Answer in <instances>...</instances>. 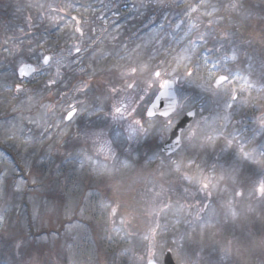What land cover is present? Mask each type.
<instances>
[{
    "label": "snow or ice",
    "instance_id": "obj_1",
    "mask_svg": "<svg viewBox=\"0 0 264 264\" xmlns=\"http://www.w3.org/2000/svg\"><path fill=\"white\" fill-rule=\"evenodd\" d=\"M34 6L43 13L37 19L60 35L36 36L29 16V31L20 28L21 36L0 44L16 57L12 82L0 87V142L26 154L23 167L0 157V233L24 257L18 264H93L95 248L81 251L77 240L94 242L87 222L97 217L109 242L135 239L144 249L133 264H212L202 258L210 252L209 242L218 246L217 264L239 253H258L264 264V227L250 248L234 247L227 237L223 244L215 239L221 219L235 222L255 212L253 202L264 205V178L247 182L241 170L251 163L264 176V7L257 16L251 0H142L140 8L150 10L148 20L158 28L157 51L165 58L152 64L150 57L122 70L118 64L101 67L95 49L91 62L85 61L94 41L87 37L85 43L88 21L71 14L79 9L56 0ZM173 7L182 9L183 16L175 23L164 15ZM96 19L107 23L102 15ZM169 27L173 34L182 33L179 52L163 39ZM242 27L251 31L244 35ZM197 81L216 98V107H223L211 124L203 115L205 107L184 88ZM61 86L65 90L47 102ZM245 109L253 113L252 126L228 131L227 124ZM220 121L226 123L215 127ZM221 137V153L233 146L234 151L209 165L201 152L214 148ZM148 140L160 148L153 156L160 161L153 180L130 162L135 145ZM69 144L71 151H63ZM54 153L63 157L59 165ZM60 175L71 181L70 187H59ZM25 196L31 207L27 230L8 231L10 213ZM241 202L246 207L238 212ZM20 211L24 213L23 206ZM45 217L58 223L63 218V239L73 243H57L55 249L46 244L59 232L44 233ZM141 218L151 221L146 231L129 230ZM33 228L39 241L29 239Z\"/></svg>",
    "mask_w": 264,
    "mask_h": 264
},
{
    "label": "rangeland",
    "instance_id": "obj_2",
    "mask_svg": "<svg viewBox=\"0 0 264 264\" xmlns=\"http://www.w3.org/2000/svg\"><path fill=\"white\" fill-rule=\"evenodd\" d=\"M122 0H99V5L96 9H94L91 12V15L93 16H104L107 20V23H103L99 20L98 24L95 25V29L93 33L90 35L89 33H86L87 36L85 38V43L88 44L89 41L87 37H91L92 43L89 44V52L84 53V59L86 62H91L90 59V54L92 49L96 50L97 53V62L101 67H110L112 64H118L121 66L122 70H126L127 66L129 65H138L141 61H147L149 60L150 57H154V59L151 60L152 64L158 63L161 59H164V56L162 52L157 51L160 48V43H159V38L157 37L156 33L158 31L157 25L155 23H152L148 20V16L146 15V9H141L137 7H129V8H122V12H127L129 13L128 15L126 14L125 21L123 22L124 25L126 26L123 27L122 25H118L119 21L122 16L116 12L118 5L121 3ZM215 2V0H213ZM181 13L173 12V11H166L164 15H167L170 20L173 21V23L178 22L180 19H183L182 16V9L180 10ZM22 12V11H20ZM19 10L16 11V17L18 19V16L22 19L27 26V18L30 16L32 18L33 25L36 22L41 23L37 18L38 14L33 16V13H27V15H24L23 13H20ZM77 12H80L77 11ZM41 13L40 15H42ZM36 19H35V18ZM25 18V19H24ZM136 20H139V26L136 25ZM141 22V23H140ZM141 24V25H140ZM137 27L135 30L134 28ZM23 28V27H21ZM28 28V27H27ZM34 28V27H33ZM106 29V31H105ZM172 27H169L168 30L163 33V39L166 41L167 45L173 49L175 52H179L180 49L184 46L182 42V33L180 31H175ZM128 34V36H126ZM134 39V40H133ZM137 45H140V48H137ZM9 59H13L14 61L16 60L15 56H9ZM169 64H171L173 67L176 66V62L173 60L172 56L167 57ZM11 61V60H9ZM11 76H12V69L10 72L5 73V74H0V87L3 86L4 82L7 81L8 83H11ZM119 77V71L117 72V78ZM74 82V81H73ZM203 81H197L191 84H185L184 88L187 90V94L190 96H193L197 101H199L204 107L205 111L203 112V115L209 118V123L211 124L213 119L218 115L223 113V107H216L215 101L216 98L212 96L210 92H206L202 87H200V84H202ZM71 83H69L70 86ZM31 87V85H29ZM259 87V85H258ZM62 90H65L63 86L60 87ZM62 90H57L55 89L54 93L51 95L52 97L56 96L57 91H62ZM255 93V92H254ZM257 93H255L256 95ZM54 101V100H53ZM49 103H52L51 101H47ZM252 113V112H251ZM257 116L259 115V112L255 113ZM241 115V114H240ZM239 116V114H238ZM254 119V117H253ZM226 122L220 121L215 127H222ZM240 123H236L235 117L232 119L231 123L227 124V129L228 131L233 127L235 130L240 127ZM252 126V125H251ZM209 133L211 134V129H208ZM131 143V142H130ZM158 142L148 140L144 146L140 145H135L137 148V151L133 152V160L130 161L133 163V167L135 171H139L142 173V175L145 177L146 180H153L158 177V172L157 169L159 167L160 162H158L156 159H153L154 153H158L160 151V148L156 147V144ZM6 149L10 152V154H14L13 156L16 157L17 159L21 158L22 156L26 155L22 152H18L17 149L11 148L8 144L3 143ZM222 146L221 149L224 148V139L221 137L219 140H217L216 145L214 148L210 147L206 152H201L205 153L203 156V160L207 164L214 163L218 157H227L230 155V151H234V146L233 148H229L225 150L222 153L218 154L219 151H217V147ZM250 145H248L249 147ZM69 147V145L67 146ZM67 147L65 149H67ZM65 149L63 151H65ZM53 156L55 157V163L58 165L59 161L63 159L60 158V155L58 153H54ZM146 156V157H144ZM123 158V157H122ZM5 161H11L8 158H4ZM20 160V159H19ZM247 163V162H246ZM242 164V174L247 181L249 176L255 175L258 173L259 166L252 164L254 167V171L244 173L243 168L245 164ZM250 164V163H249ZM264 178V176H261L259 173L258 177L254 181L257 182L260 179ZM215 195V194H214ZM11 200V199H10ZM244 203V202H242ZM239 206V205H238ZM253 208L255 209L254 213L248 214L245 216L244 221L247 218H250L249 221V226L246 231L242 232H235V234H240L241 236H237L233 233H230L227 238L230 237L231 240H233V244L235 247H239L243 245L245 248H250L251 247V237L248 235H255L258 236V229L260 226V222H264V220H257L256 217H264V205H261L259 203H255L254 205L252 204ZM246 207V205H245ZM20 206L18 205V208L10 213V218L9 222L7 225L8 231H16L19 230V228L23 227L25 230H27V224H26V218L27 215L30 214L31 208L29 207H24V213L22 214L20 211ZM254 216V218L252 217ZM63 218H61L62 221ZM238 221V218L235 222H232L231 220L226 221L228 225H235V227H242L240 224V220L238 221L237 224H235ZM58 223V222H56ZM62 223V222H59ZM134 223V225H132ZM151 223L150 220L141 218L139 223H136V221H133L131 223V226L129 225V230L131 231H136L143 234L149 224ZM135 224H140L139 228L135 230L133 226ZM233 225V226H234ZM47 222L44 218V227L43 231L46 232V230L50 231V227L47 228ZM261 227V226H260ZM264 227V225H263ZM243 228V227H242ZM219 231V228H218ZM32 233L36 234L37 229L33 228ZM37 235V234H36ZM64 235V234H63ZM4 238L6 241L8 239L7 235H4ZM62 237L56 236L52 239L51 242L45 241L46 244H48L50 247L55 249L57 247V243L59 245L63 246L65 244L71 245L73 240L71 238L67 239L66 241L61 240ZM40 238L35 239V237L32 236L31 240H36L38 241ZM98 241L100 244L102 240V236L97 237ZM94 241V239L92 238ZM54 241V242H53ZM86 242V241H85ZM95 242V241H94ZM94 242H88V244H95ZM107 243H123L122 248L124 249H134L131 253L126 252L124 255L118 254V257L115 259L116 264H133L135 256L143 255L144 254V249L136 245V240L133 239L132 241L128 240H119L117 242H109L107 239ZM9 247L6 250H3V248L0 246V254H2L3 258L5 255H8V251L14 252L15 257L18 262L22 261L24 257L17 253L14 250L13 242L9 241ZM146 243V242H145ZM210 248V246H208ZM218 246H213V249L210 248V252H207V257L206 254H202V258L206 261H211L212 264H217V262L220 259V256L217 251ZM88 247L82 248L81 251L84 249H87ZM121 250V249H120ZM121 251V252H122ZM207 251V250H206ZM65 252H67V248H65ZM109 252V251H107ZM106 252V255H104V252L100 254L98 264H113V260L110 259V255ZM93 257V264H97V259ZM233 258V260H232ZM230 260H225L223 264H260V258L257 254H244V253H239L236 256L232 257ZM55 259V257H54ZM61 261L64 259V254L61 255L60 257ZM8 263L11 262V258H7ZM232 261V262H231ZM17 262V264H18Z\"/></svg>",
    "mask_w": 264,
    "mask_h": 264
},
{
    "label": "trees",
    "instance_id": "obj_3",
    "mask_svg": "<svg viewBox=\"0 0 264 264\" xmlns=\"http://www.w3.org/2000/svg\"><path fill=\"white\" fill-rule=\"evenodd\" d=\"M46 2H52V0H0V44H2L3 41L7 40L10 37L21 36V32H20L21 27H23L25 29V31H29V29L27 28V26L25 24H23L24 22L22 21V19L19 16L17 19L16 11H18V10H19V12L22 11L20 13H23L24 15H27V13H33V16L37 15V14H38V16H40V14L42 13L41 10L36 8L34 5H36L37 3H46ZM56 2L57 3H65V4L70 3L76 9H79L80 12L72 11L71 14L73 16H83L84 19H86L88 21V25L85 26V32L89 33L90 35L93 33V31L95 29V25L98 24V21L96 19V16L91 15V12L98 7L99 0H56ZM141 2H142V0H122L121 3L118 5L117 10H116V12L122 16V18L120 20H118L119 21L118 25H122L123 22L125 21V18H126V16L123 14L124 12H122L121 9L124 7H131V6H135L139 9ZM171 2H174V0H171ZM251 2L257 6V16H259L260 13H259L258 9L260 7H264V3H262V0H251ZM180 10H181L180 8L173 7L167 11H173V12H177L179 14V13H181ZM149 13H150V10L146 9L145 16L149 15ZM157 15L159 16V14H157ZM251 23L253 24V26H257L259 24V21L257 19H254ZM35 25H39V27H36ZM136 25L139 26V20H136ZM122 26L125 27L126 25L123 24ZM45 27L48 28V31H45ZM89 27H91L93 29V31H89ZM136 28L137 27H135L134 30ZM126 30H128L127 26H126ZM250 31H251L250 28H245V27L241 28V33L244 35H247L248 32H250ZM31 32L34 33L36 36L43 35L45 38H49V39H53L56 36L60 35V33L56 32L52 26H48L46 23H39V22H36L34 24V28L31 29ZM126 36H128V34ZM11 46H12V42H11V40H9V47H11ZM161 56H163V55H161ZM9 60H11V61H9ZM13 63H14V60L9 59L7 52L0 49V74H5V73L10 72L12 69ZM70 86H71V84H70ZM31 87H34V85H31ZM57 90H62V89L59 88ZM54 91H55V89L53 90V93H54ZM253 95H255V93H253ZM55 97L50 96L48 101L54 102L53 100ZM253 117H254L253 113H251V111H249L248 109H245L241 115L240 114H239V116L236 115L235 120L236 121H238V120L242 121L240 123L241 126L238 127L237 129H239L241 132H244L245 129L251 127ZM236 130H235V128L232 127L229 131L235 132ZM256 146L259 147L258 144ZM221 147H222L221 145H220V147H217V151H219L218 154L221 153ZM251 147H252V145L249 146V148H251ZM71 148H72V145L69 144V147H67V149H65V152L71 151ZM232 152L233 151H230V154ZM204 154L205 153H202L201 156H203ZM5 155L7 157H9L14 164H17L20 167H23V160H21V158H19L20 159L19 160L13 156L14 154L13 155L10 154V152L6 149L4 144L2 142H0V157L7 158V157H4ZM60 158H62V156H60ZM60 163H61V161H59L58 165ZM253 167L254 166L251 163L250 164L246 163L244 168H243L244 173L254 171ZM247 169H248V172H247ZM64 171L67 172L66 167L64 168ZM259 173H260V167H259L258 173L255 175L249 176V178L247 179V182L254 183V181L258 177ZM53 175L54 176L56 175L55 170H53ZM58 179L62 182L59 185L60 188H65L66 185L68 187L71 186V181L67 180L65 175H60L58 177ZM53 186L56 187V185H53ZM9 199H13V198L9 197ZM26 201H27V197L25 196L24 198L21 199L19 206L31 208L30 205H28L26 203ZM255 203L256 202H253V205ZM245 205H246V202H244V203L241 202L239 204V206H237V211L238 212L241 211L245 207ZM17 208H18V206H17ZM252 217L254 218V216H252ZM244 219H245L244 215L238 216V221L240 220V224L242 225L244 222V224L242 225L243 228L242 227H239V228L235 227L234 224H233L234 226L231 224L228 225L226 221L221 219V223H220V225H218V228H219L218 235L216 236L215 239L219 240L220 243L223 244V242H224L223 238L228 236L230 233L235 234V232L246 231L248 226H249L250 218H247L245 221H244ZM45 220L47 222V226H48L47 228L50 227V231L46 230V232H44V233L47 235L48 233L59 232V236L62 237L61 240L65 241L63 239V236H64L63 235L64 231H63V227H62L63 219L61 221L62 223H56L54 219L50 221L48 217H45ZM98 220H99V218L97 217V218L92 219V220L87 222L88 224L91 225V227L93 229V231L90 232V234L95 237V239H96V242H94L95 244H88L85 241H80L79 239L77 240V243L80 244L81 249L85 248V247H88L87 249L95 248L96 256H94V257L97 259V261L99 260L100 254H102V252H104V255H106L107 251H109L107 253L110 255L111 260H113V258L116 259L118 257V254H120L121 251L123 250V248H122L123 243L120 244V243H107V242H105L106 239L104 238L103 229L100 226V224H102V221L100 222V224H98L97 223ZM238 221L235 224H237ZM132 225H134V223ZM263 225H264V222H260V226L263 227ZM130 226H131V224H130ZM139 226H140V224L139 225L135 224V226H133V228L135 230H137V228H139ZM260 226H258L259 227L258 236L250 235V233H248V235L251 237L252 240L253 239H259L260 229H261ZM140 233H141V230H140ZM36 234H33L32 236L35 237V239H38V237L40 238V236L38 234L37 235ZM235 235H237L238 237L241 236L240 234H235ZM32 236L29 239H32ZM98 236H102V239L104 238V240L101 241L102 244L99 243V241L97 239ZM228 239H230V237H228ZM8 242L9 241L8 240L6 241V239L4 238V234L0 233V246L3 248V250H6L9 247ZM209 246H210V248L213 249L211 242H209ZM233 246L235 247L234 244H233ZM207 252L209 253V251L207 250L204 252V254H206L205 257L208 258ZM8 253L9 254L5 255L4 258L2 256V254H0V264H17L18 261L15 257L14 252L8 251ZM7 258H11L12 263H8ZM232 260H233V258H232Z\"/></svg>",
    "mask_w": 264,
    "mask_h": 264
},
{
    "label": "flooded vegetation",
    "instance_id": "obj_4",
    "mask_svg": "<svg viewBox=\"0 0 264 264\" xmlns=\"http://www.w3.org/2000/svg\"><path fill=\"white\" fill-rule=\"evenodd\" d=\"M144 157H146V156H144ZM157 161H159V160H157Z\"/></svg>",
    "mask_w": 264,
    "mask_h": 264
}]
</instances>
